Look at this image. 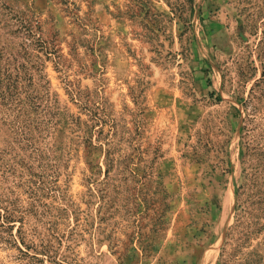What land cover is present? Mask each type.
<instances>
[{
    "label": "rangeland",
    "instance_id": "obj_1",
    "mask_svg": "<svg viewBox=\"0 0 264 264\" xmlns=\"http://www.w3.org/2000/svg\"><path fill=\"white\" fill-rule=\"evenodd\" d=\"M0 3L60 49L56 126L0 117V264H264V0Z\"/></svg>",
    "mask_w": 264,
    "mask_h": 264
},
{
    "label": "trees",
    "instance_id": "obj_2",
    "mask_svg": "<svg viewBox=\"0 0 264 264\" xmlns=\"http://www.w3.org/2000/svg\"><path fill=\"white\" fill-rule=\"evenodd\" d=\"M30 17L24 19L22 14L0 3V18L8 24V34L20 38L16 46L18 49L13 52L15 56L12 57L11 54L4 59V49L0 51V117L12 127L16 136L28 145L32 142L34 131L41 135H44V132L49 133L56 126L59 116L58 100L51 95L43 60L36 53L43 52L47 59L60 57V49L55 43L56 36L45 40L38 17L34 13ZM238 192L235 188L236 197ZM1 202L5 203L7 200ZM1 210L0 208V218H4L7 223L15 222L16 209L11 211L7 207L4 213ZM19 221L23 223L22 217ZM21 240L22 244H25L24 238ZM21 252L24 253L22 250ZM26 255L29 256L28 253ZM235 257L236 253H229L224 247L220 262L235 264ZM32 259L34 264H43L38 257L33 256Z\"/></svg>",
    "mask_w": 264,
    "mask_h": 264
}]
</instances>
